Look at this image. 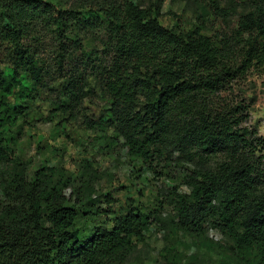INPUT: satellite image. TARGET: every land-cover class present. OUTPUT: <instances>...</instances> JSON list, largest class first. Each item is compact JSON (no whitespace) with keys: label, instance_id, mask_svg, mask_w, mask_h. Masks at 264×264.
Listing matches in <instances>:
<instances>
[{"label":"trees","instance_id":"1","mask_svg":"<svg viewBox=\"0 0 264 264\" xmlns=\"http://www.w3.org/2000/svg\"><path fill=\"white\" fill-rule=\"evenodd\" d=\"M159 1L151 8L143 0H0V124L11 126L25 112L9 100L29 96L23 74L34 85L49 74L42 43L55 40L53 57L64 69L80 47L71 41L75 29L101 27L105 58L87 53L83 61L110 99L114 128L130 153L149 159L159 145L177 142L223 155L214 170L194 172L190 192L176 196L178 223L199 231L210 217L247 264H264V138L244 124L251 104L217 100L253 61L264 67V0H246L238 31L250 37L238 65L227 44L199 29L164 27ZM77 71L68 76L71 100L61 108L73 110L83 95ZM88 186L47 164L30 172L0 138V264H123L148 217L131 209L110 228L91 231L88 220L100 208Z\"/></svg>","mask_w":264,"mask_h":264},{"label":"rangeland","instance_id":"2","mask_svg":"<svg viewBox=\"0 0 264 264\" xmlns=\"http://www.w3.org/2000/svg\"><path fill=\"white\" fill-rule=\"evenodd\" d=\"M156 1L142 3L154 8ZM159 4L157 17L164 27L179 32L199 29L214 44H227L233 64L241 61L250 37L238 31V21L247 12L246 0H160ZM48 36L53 34L48 32ZM71 38L73 45L80 42V47L74 48L76 58L58 70L54 47L50 45L55 40L48 39L42 43L48 49L40 61L49 74L36 85L29 74H23L29 96L23 103L9 97L25 109V114L11 126L0 124V138L12 147L14 156L21 157L30 172L47 164L63 168L75 185L88 181L90 198L100 208L88 220L91 231L110 228L115 217L131 209L145 213L147 228L134 238L131 253L123 264H247V258L215 227L212 218L207 217L199 231L185 229L177 220L176 196L190 192L194 172L214 170L223 155H207L197 148L179 147L177 142L159 145L149 159L131 154L114 128L110 99L83 61L87 53L99 61L105 58V30L75 29ZM258 40L263 43L264 37L260 35ZM76 68L83 95L73 104V110L64 109L59 104L71 100L66 84ZM218 96L222 103L251 104L249 119L244 124L256 128L264 138L262 65L253 61ZM66 194L70 195L69 189ZM4 200L0 193V202Z\"/></svg>","mask_w":264,"mask_h":264}]
</instances>
